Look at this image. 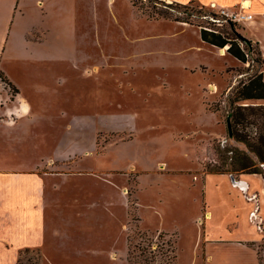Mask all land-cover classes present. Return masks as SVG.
<instances>
[{
	"label": "rangeland",
	"instance_id": "obj_1",
	"mask_svg": "<svg viewBox=\"0 0 264 264\" xmlns=\"http://www.w3.org/2000/svg\"><path fill=\"white\" fill-rule=\"evenodd\" d=\"M262 20L197 2L0 0V172L39 167L60 201L18 263L264 264V238L253 248L234 227L242 201L205 176L254 69L199 36L237 34L264 58Z\"/></svg>",
	"mask_w": 264,
	"mask_h": 264
},
{
	"label": "crops",
	"instance_id": "obj_2",
	"mask_svg": "<svg viewBox=\"0 0 264 264\" xmlns=\"http://www.w3.org/2000/svg\"><path fill=\"white\" fill-rule=\"evenodd\" d=\"M169 1L197 2L209 7L214 4L216 8L232 9L238 8L245 0ZM247 2H249L247 12L252 13L254 18L255 15L261 16L264 12V0H247ZM250 23H254V20L245 24L248 26ZM260 23L264 26L263 20ZM253 41L263 47V39L258 36H255ZM2 50L7 52L9 49L3 47ZM262 53L264 56V50ZM10 60L18 65L37 62L35 58L23 55H14ZM21 109L19 117L29 114V109ZM40 169L37 167L32 170L0 172V264H19L21 252L43 247L46 241L47 218H58L55 210L56 202L57 206L60 203L57 201V185L49 190L44 182L47 173ZM212 175L218 176V179L227 186V190L242 201L244 207L236 211L234 227L241 229L242 235L239 239L254 248V245L264 238V178L259 174H239L237 180L245 184L239 187L231 183L229 174H205L206 177ZM207 214L205 216L210 217L212 210L208 209ZM211 219L203 218V226L204 224L208 226V221ZM205 220L207 222L204 223ZM202 230L206 231L204 227ZM256 260L258 264L257 253Z\"/></svg>",
	"mask_w": 264,
	"mask_h": 264
},
{
	"label": "trees",
	"instance_id": "obj_3",
	"mask_svg": "<svg viewBox=\"0 0 264 264\" xmlns=\"http://www.w3.org/2000/svg\"><path fill=\"white\" fill-rule=\"evenodd\" d=\"M199 36L201 41L215 48L227 46L228 55L243 64L248 63L246 72L254 69L233 87L228 99L231 109L225 120L229 119L230 129L226 126L227 137L215 146L220 163L207 168V173L259 174L264 178V77L261 69L264 58L259 53L250 59L249 50H253L241 47L236 40L237 34L230 37L200 28ZM0 78L6 82L1 70Z\"/></svg>",
	"mask_w": 264,
	"mask_h": 264
},
{
	"label": "built area",
	"instance_id": "obj_4",
	"mask_svg": "<svg viewBox=\"0 0 264 264\" xmlns=\"http://www.w3.org/2000/svg\"><path fill=\"white\" fill-rule=\"evenodd\" d=\"M248 2L242 1L238 8L226 9V8H216L214 4H211V8L217 9L222 15L227 19L236 21V22H252L254 20V15L250 12H247L249 8ZM264 21V12L261 14ZM254 198V196H252ZM251 198V197H250Z\"/></svg>",
	"mask_w": 264,
	"mask_h": 264
},
{
	"label": "water",
	"instance_id": "obj_5",
	"mask_svg": "<svg viewBox=\"0 0 264 264\" xmlns=\"http://www.w3.org/2000/svg\"><path fill=\"white\" fill-rule=\"evenodd\" d=\"M220 49H221V48H220ZM226 49H227V46H226ZM226 126H227V128H228V130H229V129H230L229 119H227ZM228 135L231 136L230 131H229ZM230 179H231L232 184H234V185H236V186L242 187V186L245 185L244 182L235 179V176H234V175H230Z\"/></svg>",
	"mask_w": 264,
	"mask_h": 264
},
{
	"label": "bare ground",
	"instance_id": "obj_6",
	"mask_svg": "<svg viewBox=\"0 0 264 264\" xmlns=\"http://www.w3.org/2000/svg\"><path fill=\"white\" fill-rule=\"evenodd\" d=\"M246 1H247V0H246ZM247 4H249V2H248ZM218 52H219L220 55H226V54H227V53H226V47L221 48V49H218Z\"/></svg>",
	"mask_w": 264,
	"mask_h": 264
}]
</instances>
